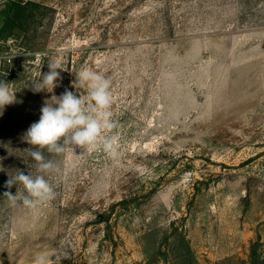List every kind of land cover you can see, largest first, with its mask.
Wrapping results in <instances>:
<instances>
[{"label": "rangeland", "instance_id": "rangeland-1", "mask_svg": "<svg viewBox=\"0 0 264 264\" xmlns=\"http://www.w3.org/2000/svg\"><path fill=\"white\" fill-rule=\"evenodd\" d=\"M20 1L35 4L0 36L18 101L0 115V264L55 249V264H249L264 242V0ZM50 62L59 86L34 92ZM82 68L111 80L119 155L45 149L55 199L11 205L9 175L35 174L25 132L46 99L87 96Z\"/></svg>", "mask_w": 264, "mask_h": 264}, {"label": "clouds", "instance_id": "clouds-1", "mask_svg": "<svg viewBox=\"0 0 264 264\" xmlns=\"http://www.w3.org/2000/svg\"><path fill=\"white\" fill-rule=\"evenodd\" d=\"M49 71L39 74V79L32 85L34 92H52L59 86L61 79L55 62L48 63ZM6 75V73H4ZM73 86L87 88V96H77L65 89L59 97L53 95L44 101L40 109V118L25 132L23 139L33 146L29 155L35 162V174L28 171L25 174L18 170L9 175L5 188L21 185L23 192L17 188L15 194L5 191L3 197L15 206L18 201L30 209L37 208L55 199L56 192L51 182L59 175L60 167L52 159L45 157L43 150L50 154L60 155L71 147H79L87 152L102 150L108 157L116 158L118 152V137L113 133L116 127L112 120L113 94L111 80L104 75L82 68L76 73ZM16 92L12 84L0 80V115L7 105L17 103ZM55 256L53 261L51 257ZM67 258L65 251L55 249L48 254H40L34 258L33 264H55L57 260Z\"/></svg>", "mask_w": 264, "mask_h": 264}, {"label": "trees", "instance_id": "trees-1", "mask_svg": "<svg viewBox=\"0 0 264 264\" xmlns=\"http://www.w3.org/2000/svg\"><path fill=\"white\" fill-rule=\"evenodd\" d=\"M29 4L34 5V2L23 3L20 0H10L6 7L3 9L5 23L0 29V36L6 38L10 36L16 21L18 22L27 10ZM5 190V189H3ZM249 264H264V242L260 236L252 243L250 251Z\"/></svg>", "mask_w": 264, "mask_h": 264}, {"label": "built area", "instance_id": "built-area-1", "mask_svg": "<svg viewBox=\"0 0 264 264\" xmlns=\"http://www.w3.org/2000/svg\"><path fill=\"white\" fill-rule=\"evenodd\" d=\"M0 3H1V0H0Z\"/></svg>", "mask_w": 264, "mask_h": 264}]
</instances>
